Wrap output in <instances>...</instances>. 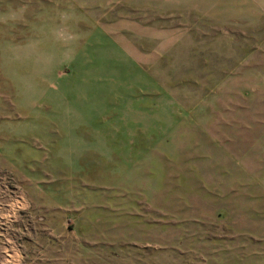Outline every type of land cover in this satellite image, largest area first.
<instances>
[{
  "label": "rangeland",
  "instance_id": "1",
  "mask_svg": "<svg viewBox=\"0 0 264 264\" xmlns=\"http://www.w3.org/2000/svg\"><path fill=\"white\" fill-rule=\"evenodd\" d=\"M0 264H264V0H0Z\"/></svg>",
  "mask_w": 264,
  "mask_h": 264
}]
</instances>
